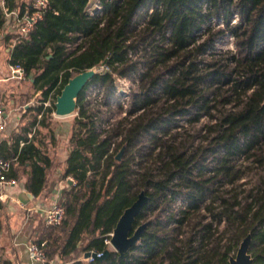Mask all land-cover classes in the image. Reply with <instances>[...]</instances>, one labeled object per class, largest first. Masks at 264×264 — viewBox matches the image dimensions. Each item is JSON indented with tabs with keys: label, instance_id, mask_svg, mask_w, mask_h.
I'll list each match as a JSON object with an SVG mask.
<instances>
[{
	"label": "trees",
	"instance_id": "trees-1",
	"mask_svg": "<svg viewBox=\"0 0 264 264\" xmlns=\"http://www.w3.org/2000/svg\"><path fill=\"white\" fill-rule=\"evenodd\" d=\"M48 1L29 36L5 40H16L9 65L23 68L40 97L0 141V158L35 198L56 166L57 97L78 74L110 71L78 99L63 170L73 180L62 192L66 219L40 220L34 242L64 261L110 251L118 221L145 192L140 243L125 258L110 251L89 264H230L249 235L253 264H264V0ZM92 1L101 6L93 14ZM6 3L24 12L32 0ZM4 26L0 10V34ZM229 36L233 51L222 47ZM122 79L136 86L130 107L101 130L86 92L95 86L117 99ZM4 210L0 202V230Z\"/></svg>",
	"mask_w": 264,
	"mask_h": 264
},
{
	"label": "rangeland",
	"instance_id": "rangeland-1",
	"mask_svg": "<svg viewBox=\"0 0 264 264\" xmlns=\"http://www.w3.org/2000/svg\"><path fill=\"white\" fill-rule=\"evenodd\" d=\"M25 1H31V0H25ZM222 47L226 49H231L232 51L235 49V43L232 45V42L228 41L226 44L222 45ZM7 49V46L3 48V45L0 44V54L4 56V58H7V55L5 53V50ZM0 106L5 107L9 112H12V115L14 118L17 119L16 125H18V128L24 123L26 117V105L29 107H34L38 104L40 95H36V91L33 87L32 81L23 79V80H17L12 77L11 69L7 66V62H1L0 63ZM122 80L117 81V99L111 98L108 100L106 98L105 93L93 86L86 92V103L88 106V109L90 110V113L94 114L97 117L98 126L101 130L108 127L109 124H113L124 117V112L130 107L131 104V97L133 92L136 90L135 84L132 83V86L128 89L124 86V84L121 82ZM127 91L126 97L124 95H120V91L123 93V91ZM120 96V97H119ZM108 104L106 105V103ZM123 107V109H121ZM12 116V117H13ZM77 114L75 113L72 116L66 117V118H58L54 114V121L57 128L56 134L61 137V140L59 141L58 147L56 149H52V154H57L65 152L67 149L70 148L68 143V136L71 134L68 129L69 125L73 126L74 120L76 118ZM207 121H203L202 125H204ZM14 127V128H13ZM15 124L10 128L12 129V132L15 131ZM10 133H7L9 135ZM252 178H247V182L252 181ZM249 187V186H247ZM58 200L55 198V202ZM16 210V209H15ZM12 211L9 209V206H7V213H11L13 221V224H17V227H20L26 223V216L24 215L23 211ZM6 237V236H5ZM7 241V242H6ZM22 242H27V239L22 238ZM1 242V240H0ZM4 243V246H6L8 243H10L9 239L6 238ZM29 243L26 245V252L27 247ZM5 249V248H4ZM110 251H115V249L110 246ZM28 255V254H27ZM29 258V256H28ZM30 259V258H29ZM31 261V260H30ZM81 261V262H80ZM32 262V261H31ZM59 263L64 264H75V263H81V264H88V262L85 260V256H75L73 260H61L57 261ZM37 264V263H35Z\"/></svg>",
	"mask_w": 264,
	"mask_h": 264
},
{
	"label": "crops",
	"instance_id": "crops-1",
	"mask_svg": "<svg viewBox=\"0 0 264 264\" xmlns=\"http://www.w3.org/2000/svg\"><path fill=\"white\" fill-rule=\"evenodd\" d=\"M0 10H2V0H0ZM6 21L7 20L5 19V26L3 28V33L0 34V44L3 45V48L7 46L5 44V40L7 39V37L15 36V35L7 34L8 27H7ZM15 44H16V41L13 38L10 42L9 47H7V49L5 50L7 58H4V56L0 54V63L7 62V66L9 67V69H11V66L9 65L10 51L14 47ZM29 108L31 107L26 105V113ZM7 112L9 114V126H8L7 131L3 135H0V141L4 137L8 136L7 133L11 134L14 132V131L12 132V129H10L14 124L16 126L15 132H18L21 127L20 126L18 128V125H16L17 119L14 118V116L12 115V112H9L8 110ZM71 129H72V125H69L68 131L70 133H71ZM68 137L69 138L67 140L69 143L71 134H69ZM57 138L59 141L61 140V137L58 136V134H57ZM68 155H69V149H67L65 152H62V154L61 153H57V154L51 153V157L55 161L56 166L50 171L47 189H46V192L44 193V196L40 198H35L33 201H30V203L27 205L22 204L19 201V195L23 191L27 192L24 188V180L23 182L18 180L19 187L7 190V193L10 195V200L6 203H3L5 205V210L1 218L3 228L2 230H0V240H1L0 242V264H35L31 262L30 259L28 258V255L26 252V245L30 242H34L35 231L37 227L39 226V221L44 220L45 222L44 216L40 212V208L42 207V205H50L52 203L50 201H54L55 198H57V196L58 198L61 197L62 199V192L63 190L68 188V182L69 184L71 181L73 183L72 179H69V181H63V170L65 169V162L68 158ZM7 206H9V209L11 210L10 212L14 211L15 209H16L15 211H23V213L25 212L24 215L26 216V223L20 227H17V224H13L12 223L13 218H12L11 213H7ZM6 238L9 239L10 243L4 246L5 242L3 241H5ZM22 238L27 239L28 241L22 242L21 241ZM55 260L61 261L58 258H56Z\"/></svg>",
	"mask_w": 264,
	"mask_h": 264
},
{
	"label": "built area",
	"instance_id": "built-area-1",
	"mask_svg": "<svg viewBox=\"0 0 264 264\" xmlns=\"http://www.w3.org/2000/svg\"><path fill=\"white\" fill-rule=\"evenodd\" d=\"M49 7L48 0H32L31 7L26 8L24 12L19 10H10L7 7L6 0H2V10L5 19L7 20L8 31L7 34L16 35L20 37L29 36L37 27V25L43 20L44 14ZM101 6L98 1H92L88 8V12L93 14L95 11L100 10ZM204 10H207V6L204 7ZM150 10L149 12H151ZM237 22V18L233 21V24ZM16 41V40H15ZM230 41L234 45V39L229 36L226 40V43ZM225 43V44H226ZM226 49V48H225ZM231 50V49H228ZM97 73H106L110 69L107 66H101L98 69H95ZM13 79L23 80L25 79V73L22 67L12 66L11 67ZM126 88L132 86V81L127 79H122L121 81ZM134 84V83H133ZM120 95L128 94L127 91H120ZM125 115V113H124ZM9 126V114L7 110L0 106V135H3ZM108 129V127L104 128ZM12 171V162L0 158V202L6 203L10 200V195L7 193L8 189L19 187V181L16 178L10 177ZM61 197L57 201L51 203L50 205H42L40 212L44 216L46 225L48 227H60L66 219V207L61 202ZM111 234V238H112ZM109 248L111 245V240L107 241ZM97 255V258L91 257L85 260L88 263L94 262L96 259H99L104 256L105 253L102 252H91ZM27 254L30 260L33 263L37 264H64L59 263L55 259H51L46 251V243H37L30 242L27 247Z\"/></svg>",
	"mask_w": 264,
	"mask_h": 264
},
{
	"label": "water",
	"instance_id": "water-1",
	"mask_svg": "<svg viewBox=\"0 0 264 264\" xmlns=\"http://www.w3.org/2000/svg\"><path fill=\"white\" fill-rule=\"evenodd\" d=\"M97 74V71L94 69L78 74L69 81L62 90L61 95L57 97L55 104L56 117L66 118L76 113L79 96ZM122 156L123 151L118 155L117 159L120 160ZM70 184H72V181ZM34 199L35 196L24 191L19 195V201L24 205L29 204L30 201H33ZM148 203L149 198L146 196L145 192H142L138 200L130 208L125 210L124 214L118 221L111 238V245L121 258H125V256L142 240L147 224L140 226L136 230L135 224L137 217L142 213L144 207ZM251 244L252 236L249 235L240 245L236 257L231 259L230 264H253V258L250 254ZM110 253V251L105 252L104 256L99 258V260L107 259L110 256ZM91 257L97 258V255L91 252L85 255L86 259Z\"/></svg>",
	"mask_w": 264,
	"mask_h": 264
}]
</instances>
